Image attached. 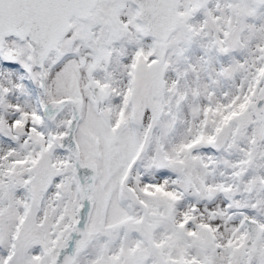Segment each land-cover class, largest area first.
I'll list each match as a JSON object with an SVG mask.
<instances>
[{
  "label": "snow or ice",
  "instance_id": "obj_1",
  "mask_svg": "<svg viewBox=\"0 0 264 264\" xmlns=\"http://www.w3.org/2000/svg\"><path fill=\"white\" fill-rule=\"evenodd\" d=\"M0 264H264V0H0Z\"/></svg>",
  "mask_w": 264,
  "mask_h": 264
}]
</instances>
